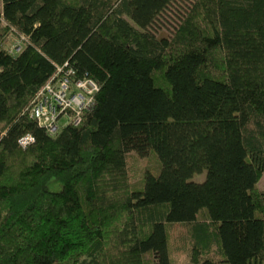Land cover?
Returning a JSON list of instances; mask_svg holds the SVG:
<instances>
[{
	"label": "trees",
	"instance_id": "16d2710c",
	"mask_svg": "<svg viewBox=\"0 0 264 264\" xmlns=\"http://www.w3.org/2000/svg\"><path fill=\"white\" fill-rule=\"evenodd\" d=\"M1 1L0 264H173L174 223L191 264H264V0ZM67 61L100 90L51 136L29 111Z\"/></svg>",
	"mask_w": 264,
	"mask_h": 264
},
{
	"label": "built area",
	"instance_id": "2783aa9c",
	"mask_svg": "<svg viewBox=\"0 0 264 264\" xmlns=\"http://www.w3.org/2000/svg\"><path fill=\"white\" fill-rule=\"evenodd\" d=\"M24 37L11 51H20ZM75 68L69 61L58 65L51 78L39 89L34 97L30 116L45 128L51 136H56L66 125L78 126L83 121L85 111L96 105L99 84L90 77H74ZM27 134L19 141L23 148L34 142Z\"/></svg>",
	"mask_w": 264,
	"mask_h": 264
},
{
	"label": "rangeland",
	"instance_id": "374dc122",
	"mask_svg": "<svg viewBox=\"0 0 264 264\" xmlns=\"http://www.w3.org/2000/svg\"><path fill=\"white\" fill-rule=\"evenodd\" d=\"M0 5L2 1L0 0ZM19 37L15 34H9L6 38L5 47L12 49L20 42ZM131 174L133 177V184L140 185L142 180L143 171L147 168L156 171L159 169L160 164L157 158L153 155L147 158L134 159L131 156ZM138 158V157H137ZM206 172L194 175L192 180L202 182L205 180ZM257 187L264 190V175L258 182ZM199 218H205V214L201 213ZM187 226L183 223H174L168 225L169 239H170V253L172 256L173 264H191L190 263V244Z\"/></svg>",
	"mask_w": 264,
	"mask_h": 264
}]
</instances>
